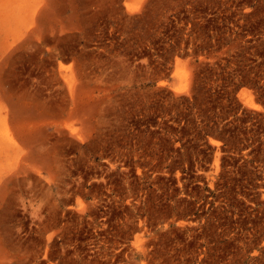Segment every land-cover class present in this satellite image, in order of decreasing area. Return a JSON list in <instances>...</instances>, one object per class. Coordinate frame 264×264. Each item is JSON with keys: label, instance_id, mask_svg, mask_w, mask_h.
<instances>
[{"label": "rangeland", "instance_id": "1", "mask_svg": "<svg viewBox=\"0 0 264 264\" xmlns=\"http://www.w3.org/2000/svg\"><path fill=\"white\" fill-rule=\"evenodd\" d=\"M0 264H264V0H0Z\"/></svg>", "mask_w": 264, "mask_h": 264}, {"label": "trees", "instance_id": "2", "mask_svg": "<svg viewBox=\"0 0 264 264\" xmlns=\"http://www.w3.org/2000/svg\"><path fill=\"white\" fill-rule=\"evenodd\" d=\"M221 139H224V137L222 135L219 136Z\"/></svg>", "mask_w": 264, "mask_h": 264}]
</instances>
